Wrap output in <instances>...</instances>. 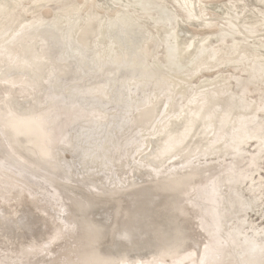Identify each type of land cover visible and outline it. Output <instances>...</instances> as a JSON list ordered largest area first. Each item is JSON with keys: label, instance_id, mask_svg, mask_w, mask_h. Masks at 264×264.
Instances as JSON below:
<instances>
[{"label": "bare ground", "instance_id": "1", "mask_svg": "<svg viewBox=\"0 0 264 264\" xmlns=\"http://www.w3.org/2000/svg\"><path fill=\"white\" fill-rule=\"evenodd\" d=\"M262 144L264 0H0V264H264Z\"/></svg>", "mask_w": 264, "mask_h": 264}, {"label": "rangeland", "instance_id": "2", "mask_svg": "<svg viewBox=\"0 0 264 264\" xmlns=\"http://www.w3.org/2000/svg\"><path fill=\"white\" fill-rule=\"evenodd\" d=\"M44 13H45L46 15H48V14H49V10H46ZM260 173L262 174V177H264V171L262 170ZM262 180H263V183H264V178H263ZM262 209L264 210V205H263ZM251 217H252V218L254 217V218L251 219ZM251 217H250V220H251L253 223L255 222L256 225H261V224H262L261 222H264V219H262V220H257V217L254 216V215H251Z\"/></svg>", "mask_w": 264, "mask_h": 264}, {"label": "water", "instance_id": "3", "mask_svg": "<svg viewBox=\"0 0 264 264\" xmlns=\"http://www.w3.org/2000/svg\"><path fill=\"white\" fill-rule=\"evenodd\" d=\"M99 4H100V3H99ZM100 6H101V5H100ZM104 9H105V8H104ZM112 9H113V8L111 7L110 10H112ZM116 20H117V22H116V23H117V27H118V26H121L122 23L119 21V18L116 19ZM191 24H192V27H195V28L199 27L198 23H191ZM191 24H190V25H191ZM78 42H79V41H78ZM79 43H80V44H83V43H81V42H79ZM83 47H84V46H83ZM179 56H180V55H179ZM47 80H48V79H47ZM261 147H264V144H262ZM263 171H264V170H263ZM262 178H263V177H262ZM221 245H223V244H221ZM223 246H224V245H223ZM206 250H207V248H206ZM201 263H202V262H201ZM202 264H203V263H202Z\"/></svg>", "mask_w": 264, "mask_h": 264}]
</instances>
